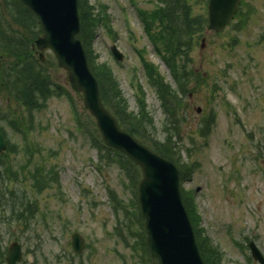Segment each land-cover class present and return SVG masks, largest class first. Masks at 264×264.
<instances>
[{
	"label": "rangeland",
	"instance_id": "rangeland-1",
	"mask_svg": "<svg viewBox=\"0 0 264 264\" xmlns=\"http://www.w3.org/2000/svg\"><path fill=\"white\" fill-rule=\"evenodd\" d=\"M86 1L101 22L90 44L94 64L113 74L128 111L136 113L139 102L146 104L153 121L148 141H165L176 149L185 173L180 187L197 234L219 256L218 264H259L247 243L253 239L264 254V0H244V15L220 33L206 27L197 32L185 60L191 76L184 81L185 96L176 97L183 101L172 120L141 61L142 55L176 87L161 58L165 53H157L145 32L143 16L148 20L161 6L159 0ZM188 4L192 14L206 16V7ZM151 22L155 29L160 21ZM112 45L122 52L121 61L112 56ZM45 56L54 88L43 105L17 114L5 94L0 97V126L13 144L2 159L11 174L2 197L21 199L12 210L7 204L0 208V262L1 253L5 256L17 240L23 250L18 264H151L141 250L135 185L111 151L104 150L99 159L94 120L83 114L82 98L69 89L67 72L50 51ZM71 101L82 115L75 114ZM133 174L140 178L134 168ZM38 176L42 182L34 188ZM74 231L85 241L80 254L71 248Z\"/></svg>",
	"mask_w": 264,
	"mask_h": 264
},
{
	"label": "trees",
	"instance_id": "trees-1",
	"mask_svg": "<svg viewBox=\"0 0 264 264\" xmlns=\"http://www.w3.org/2000/svg\"><path fill=\"white\" fill-rule=\"evenodd\" d=\"M160 1L162 6L151 13L148 17L149 21L143 16V20L146 22L145 32L150 41L157 47L158 52L165 53L163 54V59L174 78L176 87L162 79L152 65L144 62V67L150 83L161 101L162 109L167 114V119L172 120L178 114L181 101H183L182 99L177 100L176 97L185 96L186 83L191 76L190 71L186 69V57L191 50L192 43L198 38L197 32L203 31L206 25L205 15L192 14L191 6H189L188 2H196L204 7L206 0ZM87 4L86 0H79L78 2L79 37L87 52L90 68L99 82L100 96L104 105L114 113L123 129L133 134L155 152L174 161L180 170V176L184 178L185 173L182 172V164L177 159V151L174 146L167 145L165 141L159 143L148 141L146 131H148L149 127H152L153 121L147 115L146 104L139 102V110L136 113L128 111L125 101L114 87L113 74L108 71L111 77L104 68L94 64L90 44L95 33V26L97 27L101 22H99V18H96L97 15L92 13V9ZM241 14L243 12H240ZM151 19L160 21L157 28L152 29L153 22L150 23ZM40 32L37 19L19 0H8L5 4L0 0V44L3 45L0 48V94L2 96L5 94L9 107H12L17 114H23L24 110L32 112L36 107L43 105L49 94H52L51 88H54L52 82L49 83L48 71L44 69L43 65L32 59L31 45ZM158 41L161 42L159 46L157 45ZM177 57H179L178 60ZM5 64L7 66H4ZM185 80L186 83H184ZM197 81L196 83H198ZM20 106H24V108H20ZM18 116L22 120L21 115ZM171 124L169 123L170 127ZM208 124L211 125V121ZM203 127L201 135L203 134ZM94 141L95 144L98 142L101 147H105L99 139ZM108 150H111L118 157L116 160L119 161V165L126 170L131 183L136 185L138 175L136 174L135 176L133 174V168L139 174L137 166L124 154L110 148ZM1 167L4 168L3 173L5 175L8 174L10 177V169H8L7 165H4L0 155ZM3 173L0 172V178L4 177ZM12 173L14 174V172ZM33 180L38 184L42 182V176L35 177ZM182 196L184 206L190 217V203L187 201L185 193ZM10 202L6 201L5 203L9 204ZM194 231L204 262L206 264H218L219 256L215 252L209 251L205 246V240L200 238L195 228ZM141 247L144 248L143 241L141 242Z\"/></svg>",
	"mask_w": 264,
	"mask_h": 264
},
{
	"label": "water",
	"instance_id": "water-1",
	"mask_svg": "<svg viewBox=\"0 0 264 264\" xmlns=\"http://www.w3.org/2000/svg\"><path fill=\"white\" fill-rule=\"evenodd\" d=\"M20 1L39 19L42 35L35 40L37 47L51 49L58 65L68 71L70 85L83 93V103L95 118L103 142L124 152L140 166L142 177L137 187V200L150 257L156 260L155 264H205L182 204L177 167L120 129L116 118L101 102L97 79L89 68L81 41L76 37L79 33L78 0ZM239 3L240 0H208L207 28L221 31L236 14ZM111 51L118 60L122 58L115 46ZM40 57L43 59V53ZM4 148L0 132V150ZM71 237L74 251L81 252L84 247L82 236L74 232ZM249 247L252 257L264 264V256L254 241L249 242ZM21 256L20 244L13 242L6 264H16Z\"/></svg>",
	"mask_w": 264,
	"mask_h": 264
}]
</instances>
